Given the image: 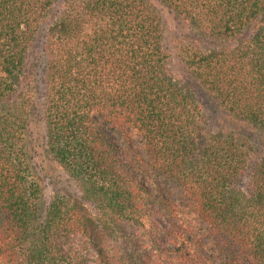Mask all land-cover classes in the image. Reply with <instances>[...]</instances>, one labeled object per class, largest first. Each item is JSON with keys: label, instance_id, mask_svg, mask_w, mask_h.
<instances>
[{"label": "trees", "instance_id": "trees-1", "mask_svg": "<svg viewBox=\"0 0 264 264\" xmlns=\"http://www.w3.org/2000/svg\"><path fill=\"white\" fill-rule=\"evenodd\" d=\"M0 264H264V0H0Z\"/></svg>", "mask_w": 264, "mask_h": 264}, {"label": "rangeland", "instance_id": "rangeland-1", "mask_svg": "<svg viewBox=\"0 0 264 264\" xmlns=\"http://www.w3.org/2000/svg\"><path fill=\"white\" fill-rule=\"evenodd\" d=\"M165 21V34H164V44L165 47L172 51L173 55L170 59V69L172 70L173 76L179 84L186 83L185 76L180 65L177 62V57L175 54V44L176 38L179 35V24L175 17L167 12L164 13ZM200 97L204 98L207 101V107L209 112V124L212 126L216 125L215 118L218 115V110L216 105L204 94H198ZM53 169V168H50ZM47 192L54 191H72L74 186L66 176L60 171V169L51 170V179H47L46 185Z\"/></svg>", "mask_w": 264, "mask_h": 264}]
</instances>
